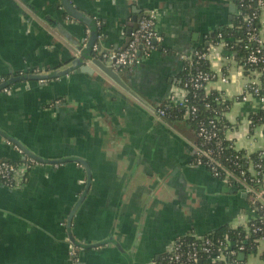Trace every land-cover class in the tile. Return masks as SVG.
<instances>
[{
	"label": "crops",
	"instance_id": "1",
	"mask_svg": "<svg viewBox=\"0 0 264 264\" xmlns=\"http://www.w3.org/2000/svg\"><path fill=\"white\" fill-rule=\"evenodd\" d=\"M69 3L96 23L103 51L124 49L145 11L156 14L161 40L134 68L121 70L136 95L90 60L93 73L78 68L46 81H18L66 70L91 26L71 17L62 0H0V84L14 79L0 90V160H24L2 133L44 160L22 187L0 182V264H72L74 245L77 264H159L180 237L245 227L246 197L194 164V130L156 113L173 94H185L177 80L182 56L211 46L215 78L205 91L230 102L226 139L247 154L264 148L261 127L249 125L260 103L238 100L248 76L233 53L211 43L219 28L231 25L233 1ZM259 22L264 40V8ZM262 252L261 245L243 264H263Z\"/></svg>",
	"mask_w": 264,
	"mask_h": 264
},
{
	"label": "built area",
	"instance_id": "2",
	"mask_svg": "<svg viewBox=\"0 0 264 264\" xmlns=\"http://www.w3.org/2000/svg\"><path fill=\"white\" fill-rule=\"evenodd\" d=\"M263 8L264 3L262 2L261 10ZM259 17L260 15L254 12L250 16H246L245 20L249 26H252L253 22ZM156 23V14L154 12L145 11L138 18L137 28L135 31H132L129 42L124 49L120 51H103L98 45H95L93 47V52L103 61L111 63L120 71L126 68H133L140 63L142 58L148 57L156 49L155 45L160 42L161 37L157 33ZM248 36L249 42H254L259 46L263 45L264 40L257 28L253 27L249 29ZM210 47L211 46H209L206 52H204V48L193 50L189 54H184L182 59L190 64H192L193 57L207 59L209 61ZM260 53V49L253 51L249 55L248 61L251 63L264 62V58L258 55ZM214 78L215 76L213 74L198 73L191 77L190 85L197 89H205L207 83ZM221 81L226 82L227 78L222 76ZM256 82V79L249 81L253 86L247 83L241 101L254 98L258 100L261 105L259 111H264V96L257 95L259 86L254 87ZM178 84L180 85V81H178ZM181 87L185 94L181 96L173 94L166 102L168 104L172 103L184 107L186 110L185 118L190 119L196 112V108L189 105L187 84ZM156 113L159 117L166 116L165 109L161 107V105L158 107ZM217 118V116L214 117L209 120L207 124L201 123L197 128V136L200 142L194 146V164L196 166L205 167L212 176L218 178L226 185L237 186V191L245 195L249 204V221L244 228L250 230V227H253V232L263 233L260 242L264 250V230L262 227L252 223L258 218H260L261 222H264V148L256 152L258 154L255 160L249 159L250 156L247 154L242 156V159H248L245 166H241L238 162H233L232 165L227 166L215 156L214 150L207 147L208 145L215 144V150H221L216 131ZM250 124L251 121L249 120V125ZM260 127L263 132L264 124ZM262 134L264 137V133ZM18 151L24 156V160L18 162L0 160V182L15 189L22 187L27 182L28 174L36 163L35 160L26 157L21 149H18ZM192 236L194 241L190 249L185 250L181 245L175 243L167 250L159 264H204L203 260L206 261V264H243L247 261L246 258H248L249 255H244L246 247L244 245L235 246V243L227 237L215 242L213 238L207 234H193ZM78 252L79 248L74 245L71 248V256L73 257L72 264H77L79 262L77 256ZM241 255L245 256L244 259L246 261L240 258Z\"/></svg>",
	"mask_w": 264,
	"mask_h": 264
},
{
	"label": "trees",
	"instance_id": "3",
	"mask_svg": "<svg viewBox=\"0 0 264 264\" xmlns=\"http://www.w3.org/2000/svg\"><path fill=\"white\" fill-rule=\"evenodd\" d=\"M236 6V12L234 14L233 21L231 25L222 26L219 28L214 36L212 37V45L222 44L224 49L228 52L233 53L235 60H237L243 67V71L248 76L249 81L256 79L254 87L259 86L258 94L259 96H264V62L251 63L248 61L249 55L256 51L257 49L261 50V53L258 54L264 58V43L262 46L256 45L254 42L248 41V32L249 29L255 27L257 30H260L259 18L253 22L252 26H249L245 20L246 16H250L252 13L256 12L260 15L261 13V3H264V0H231ZM138 20L133 23L132 31H135L137 28ZM158 47V44L155 45V48ZM209 49V46L204 47V52ZM134 68V67H133ZM132 69V68H128ZM263 71V72H262ZM209 73L212 74L209 61L207 59H200L193 57L192 64L184 61L183 68L181 73L178 75L177 80L180 81L181 86L187 84L189 95V105L196 108V112L190 119L185 118V108L179 105H174L172 103H163L161 107L165 109L166 118L169 120H175L179 122H184L189 125L196 134V144H199L200 139L197 136V128L201 123L207 124L209 120L214 117H218L216 121V131L219 139V147L221 150H215V144L208 145V148H211L215 152V156L223 161L227 166L232 165L233 162H238L241 166H245L248 159L243 158L247 153L237 151L234 147L233 142L229 141L225 137V132L229 127V124L225 120V114L229 109L230 102H228L221 93L212 92L208 94L204 88H195L190 85V79L192 76L198 73ZM258 74V75H257ZM249 85H251L248 82ZM253 86V85H251ZM242 95L238 98L241 100ZM249 120L251 121L250 127H258L264 124V111H255L249 115ZM264 133V130H263ZM258 153L247 154L250 156L249 159L255 160ZM6 161H11L9 159H3ZM229 160V161H226ZM14 162V161H13ZM228 187L238 190L237 186ZM247 199V198H246ZM248 202V200H247ZM249 205V204H248ZM259 209V208H257ZM260 217V215H259ZM252 223H255L256 226H260L264 230V222L260 221V218L254 220ZM251 224V223H250ZM211 236L216 242L222 240L224 237L229 238L235 243V246L244 245L246 249L244 250V255L248 256L253 252H257L259 246H261V238L263 233L253 232V227H250V230H247L243 226L231 228L230 226H225L220 229H216L207 233ZM194 238L191 235H185L180 237L176 244L181 245L183 249L188 250L193 243ZM261 258L264 261V250L261 254ZM206 264V261H204ZM222 264V263H215Z\"/></svg>",
	"mask_w": 264,
	"mask_h": 264
},
{
	"label": "water",
	"instance_id": "4",
	"mask_svg": "<svg viewBox=\"0 0 264 264\" xmlns=\"http://www.w3.org/2000/svg\"><path fill=\"white\" fill-rule=\"evenodd\" d=\"M62 2L64 4L66 10L68 11V14L71 17L76 18L78 20H81L84 23H86L87 25L91 26L90 27V29H91L90 36L88 35L89 36L88 42L83 47L78 48L79 56H75L72 59V61L69 62L70 66L68 68H66V70H64L63 72H61L62 70H54L50 74H41V73L40 74H32V75L23 76L22 78H17L16 80L19 81L21 79H29V80L46 81V80L55 79L57 77H60L63 74H68L71 70L78 69V68H81L80 70H82L84 72L93 73L92 68L90 66L86 65L87 61L90 60L91 64H93L95 66V68H97L101 73H103L107 78H109L114 84H116L117 86L121 87L122 89L130 92L131 94L136 95L129 88V86L126 84L125 80L123 79V74L121 73V71L119 69L115 68L111 63L103 61L101 58H99L93 52V47L95 45H98L97 40H98V36H99L96 23L94 21L90 20V18L81 14L78 10H76L69 3V0H62ZM136 21H137V19L135 18V22ZM129 33L130 34L132 33V29L129 30ZM13 81H14V79H11V80L3 83V84H0V90H3L4 88L10 86V83ZM2 134L6 138L10 139L11 142H13L17 146H19V148L25 152L24 154L26 157H30L31 159H33L35 161H40V162L44 161L42 158L33 154L30 150H28L26 147H24L20 142H18L14 138L6 136V134H4V133H2ZM58 162H60V160L55 161L54 163H58ZM242 195L245 197L244 194H242ZM70 238L72 239V241L76 245L83 247V248H87V246L80 244V243H77L71 235H70ZM106 243L107 242L97 243L93 246L95 248H99ZM240 258L244 259L245 256L241 255Z\"/></svg>",
	"mask_w": 264,
	"mask_h": 264
},
{
	"label": "flooded vegetation",
	"instance_id": "5",
	"mask_svg": "<svg viewBox=\"0 0 264 264\" xmlns=\"http://www.w3.org/2000/svg\"><path fill=\"white\" fill-rule=\"evenodd\" d=\"M3 83H5V82H3ZM3 83H1V84H3Z\"/></svg>",
	"mask_w": 264,
	"mask_h": 264
}]
</instances>
